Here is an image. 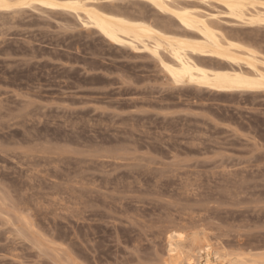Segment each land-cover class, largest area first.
<instances>
[{
    "label": "rangeland",
    "instance_id": "374dc122",
    "mask_svg": "<svg viewBox=\"0 0 264 264\" xmlns=\"http://www.w3.org/2000/svg\"><path fill=\"white\" fill-rule=\"evenodd\" d=\"M197 5L264 50V27ZM246 95L174 85L71 14L0 12V264H60L32 234L85 264H163L175 229L264 250V95Z\"/></svg>",
    "mask_w": 264,
    "mask_h": 264
},
{
    "label": "bare ground",
    "instance_id": "6f19581e",
    "mask_svg": "<svg viewBox=\"0 0 264 264\" xmlns=\"http://www.w3.org/2000/svg\"><path fill=\"white\" fill-rule=\"evenodd\" d=\"M198 2H216L226 9L224 14L238 23L264 27V0H0V12L11 14L30 8L71 14L88 33L100 34L110 43L149 52L162 64L174 85L192 84L216 91L247 93L243 99L248 102L264 95V50L253 42L244 41L238 33L226 30L219 23V15L207 12ZM128 4L151 7L156 18L157 14L160 17L157 20L141 10L130 12ZM165 16L170 23L165 22ZM230 95L235 99L232 93ZM25 218L19 220L27 227L29 220ZM17 228L22 234L30 235V226L26 232L22 227ZM32 236H28V240L60 264L86 263L84 253L82 256L79 251H69L54 239ZM212 240L206 231L202 234L171 230L168 235L170 260L163 264H264L262 249L243 252L240 248L241 251L228 252L224 246L220 248L222 243L216 245ZM187 243L190 248L185 250Z\"/></svg>",
    "mask_w": 264,
    "mask_h": 264
}]
</instances>
